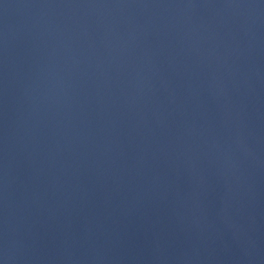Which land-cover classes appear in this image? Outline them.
<instances>
[{
  "label": "water",
  "instance_id": "obj_1",
  "mask_svg": "<svg viewBox=\"0 0 264 264\" xmlns=\"http://www.w3.org/2000/svg\"><path fill=\"white\" fill-rule=\"evenodd\" d=\"M2 264H264V0H0Z\"/></svg>",
  "mask_w": 264,
  "mask_h": 264
},
{
  "label": "snow or ice",
  "instance_id": "obj_2",
  "mask_svg": "<svg viewBox=\"0 0 264 264\" xmlns=\"http://www.w3.org/2000/svg\"><path fill=\"white\" fill-rule=\"evenodd\" d=\"M0 264H2V262H0Z\"/></svg>",
  "mask_w": 264,
  "mask_h": 264
}]
</instances>
